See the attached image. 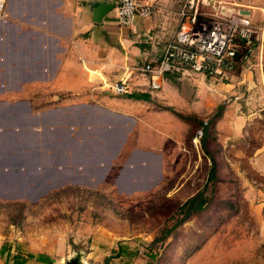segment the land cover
Instances as JSON below:
<instances>
[{
    "label": "crops",
    "instance_id": "obj_1",
    "mask_svg": "<svg viewBox=\"0 0 264 264\" xmlns=\"http://www.w3.org/2000/svg\"><path fill=\"white\" fill-rule=\"evenodd\" d=\"M3 1L0 171L8 169L14 174L26 169L33 178L23 185L34 194L68 185L103 187L115 162L119 165L113 176L117 190L144 189L157 178L156 174L159 178V156L128 143L126 133L132 121L133 128L135 124L136 129L140 127V118L132 115L133 109H150L147 116L155 124L154 115L166 118L170 110L198 115L208 112L211 89L218 93L235 84L234 80L205 83L206 76L201 74L167 72L159 79V87L149 90L146 77L134 72L135 65L157 58L163 42L175 31L177 0H146L151 14L135 18L131 26L116 25L112 8L97 21L92 19V10L98 4L114 0ZM122 78L128 88L126 94H111L107 85ZM247 80L243 77L238 82L245 81L247 88L258 83L257 79ZM195 95L202 99L192 100ZM217 95L211 97L217 99ZM157 104L171 107H160L164 111L156 112L153 108H158ZM218 127L217 141L222 149L227 144L235 145L239 137H248L255 141L253 152L257 156L264 153L263 102L250 105L249 110L244 105L230 104L218 117L215 129ZM152 135L146 138L137 133L136 139L151 147L161 146L162 137ZM211 160L214 162L215 157ZM258 165V179L264 178ZM117 179L128 187L121 188ZM17 185L0 180V201L26 200L5 195ZM261 190L263 187L258 186L256 193ZM5 242L0 239V264L56 263L47 252L24 253L15 243ZM27 254L33 256L28 258ZM38 256L44 258L43 262ZM48 259L51 263L46 262Z\"/></svg>",
    "mask_w": 264,
    "mask_h": 264
},
{
    "label": "rangeland",
    "instance_id": "obj_2",
    "mask_svg": "<svg viewBox=\"0 0 264 264\" xmlns=\"http://www.w3.org/2000/svg\"><path fill=\"white\" fill-rule=\"evenodd\" d=\"M230 3L226 6L248 13L259 35V28L264 27V0ZM235 60L225 78L203 80L235 82L218 93L210 90L206 113L187 114L193 118L183 121L166 111V118L154 115L155 124L149 122L150 109H133L140 127L136 129L135 124L133 128L132 121L126 139L131 147L158 154L159 178L154 185L146 190H117L113 176L119 165L115 162L105 187L68 185L41 195L35 202L0 201V239L15 243L24 253L47 252L55 264L73 259L76 264H104V258L105 264H264V190L256 193L258 186L264 189V178L258 179L256 171L257 164L264 171V153L257 156L252 150L255 141L248 137H239L235 145L222 149L217 141L219 127L215 129L222 110L230 104L249 110L250 105L264 103V33L260 45L240 46ZM243 77L248 78L247 83L256 79L258 83L247 88L245 81L238 82ZM213 94H218L217 99L211 97ZM156 107L157 112L171 106ZM199 126L204 135L201 131L194 146L191 138ZM137 133L146 138L158 134L162 145L148 146L136 139ZM213 157L210 179L208 159ZM117 183L123 189L128 187L118 179ZM197 192L204 200L200 211L178 209ZM118 244L132 255L114 256L111 252Z\"/></svg>",
    "mask_w": 264,
    "mask_h": 264
},
{
    "label": "built area",
    "instance_id": "obj_3",
    "mask_svg": "<svg viewBox=\"0 0 264 264\" xmlns=\"http://www.w3.org/2000/svg\"><path fill=\"white\" fill-rule=\"evenodd\" d=\"M176 29L163 42L160 55L135 65L134 72L145 76L149 90L159 87L164 73H195L212 79H222L236 63L240 46L249 48L263 39L264 27L256 35L249 16L226 5L231 0H177ZM3 0H0V18H3ZM113 19L118 26H131L137 17H148L151 6L146 0H114ZM259 37V38H258ZM112 94H126L124 78L107 85ZM199 126L193 132L194 146L201 137Z\"/></svg>",
    "mask_w": 264,
    "mask_h": 264
},
{
    "label": "water",
    "instance_id": "obj_4",
    "mask_svg": "<svg viewBox=\"0 0 264 264\" xmlns=\"http://www.w3.org/2000/svg\"><path fill=\"white\" fill-rule=\"evenodd\" d=\"M113 4L114 2L112 3H109V2H106V3H103V4H98L93 10H92V19L94 21H97L99 16L102 15L103 13L106 12V10L108 9H111L113 7ZM241 13H246L244 10H239ZM157 178H158V175L156 174ZM32 176L28 175L27 174V171L26 169H22L20 171L16 170L14 171V174L12 173V171L10 170H6V171H0V180L1 181H6V182H13L17 185V189L14 190L12 189L10 192H6L5 195L7 196H18V197H23L25 198L26 200L28 201H35L36 197L38 195H41L43 194L42 191H39V192H36L35 194L30 192L29 191V187L27 185H23L24 183L26 184L27 182L31 181L32 180ZM155 179L148 183L146 186H144L143 188L146 190L148 189L150 186L154 185V183L156 182V179ZM35 180L37 181H41V177H36ZM40 188H44L43 185H39ZM76 260L73 259V261H68L64 264H76Z\"/></svg>",
    "mask_w": 264,
    "mask_h": 264
},
{
    "label": "trees",
    "instance_id": "obj_5",
    "mask_svg": "<svg viewBox=\"0 0 264 264\" xmlns=\"http://www.w3.org/2000/svg\"><path fill=\"white\" fill-rule=\"evenodd\" d=\"M220 108H221L220 105L217 106V110H219ZM170 111L176 117H178L179 119H181L183 121L193 118L192 116H189L187 114H181V113H178V112H175V111H172V110H170ZM201 131H202V134L204 135V128H201ZM202 142H203V140H202ZM204 154H206V152H204ZM208 161H209V167L207 168V177L211 179L213 177V174H214L213 166H212L213 162H212L211 159H208ZM203 201L204 200H203V197H202L201 193L197 192V193L193 194L192 196L188 197L187 199H185L183 201V203L180 204L178 209L182 210L180 208H184V209H186V211H191V212L192 211H194V212L200 211L201 208H202V205H203ZM111 253L114 256L125 255V256L129 257L130 255H132V253L127 251L126 247L121 246L119 244L117 245V250L116 251L113 250ZM150 255L151 254H149V256ZM32 256H33L32 254H27L28 258H31ZM150 257H152V255ZM38 258L40 259V261L43 262V260H44L43 257L38 256ZM105 260H106V258H104V264H105ZM46 262L51 263V260L48 259ZM20 263H22V261H16V264H20Z\"/></svg>",
    "mask_w": 264,
    "mask_h": 264
}]
</instances>
